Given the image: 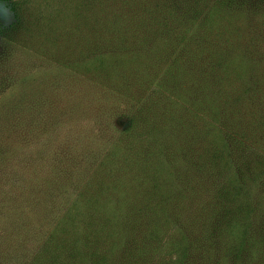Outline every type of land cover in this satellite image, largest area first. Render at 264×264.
<instances>
[{"label":"rangeland","instance_id":"374dc122","mask_svg":"<svg viewBox=\"0 0 264 264\" xmlns=\"http://www.w3.org/2000/svg\"><path fill=\"white\" fill-rule=\"evenodd\" d=\"M207 51L217 55L207 68L227 71L226 91L255 94L254 83L264 84V0H0V264H48L41 254L77 200L111 187L105 167L118 172L126 143L174 105L173 118L184 119L173 75ZM240 114L245 133L230 145L207 126L214 140L195 163L213 173L205 193L222 198L213 223L221 225L202 230L217 248L201 264H264V130L243 128L264 125V105ZM194 202L167 213L171 230ZM159 243L148 264L174 257Z\"/></svg>","mask_w":264,"mask_h":264},{"label":"trees","instance_id":"16d2710c","mask_svg":"<svg viewBox=\"0 0 264 264\" xmlns=\"http://www.w3.org/2000/svg\"><path fill=\"white\" fill-rule=\"evenodd\" d=\"M216 56L208 51L205 56L194 53L179 66L181 70L175 71L178 77L171 74L175 92L182 94L180 100H187L186 106L181 107L184 119L173 118L177 114L174 105L168 108L174 115L164 117L149 134H140L132 143H126L118 172L111 170L110 164L105 167L111 187L98 186L88 196L77 200L67 217L74 220L67 227L64 223L68 220L62 223L60 234L49 250L41 254V259L44 255L48 264H148L150 258H156L151 257L152 250L164 240L163 246L174 257L168 255L167 260L161 259L157 264H201L207 250L212 253L217 248L210 245L213 233L203 234L202 230L208 224L210 230L221 225L213 223L217 216L215 211L221 206L217 202L222 198L212 192L205 193L213 173L203 171L204 166L195 163L205 150V142L209 144L214 140L209 137L207 126L214 129L211 135L218 136L221 143L231 138L230 145L244 132L240 106L247 110L263 106L264 84L254 83L255 94L246 88L240 89V96L233 97L222 82L227 71L223 70L218 76L216 71L207 68ZM240 57L246 60L244 55ZM241 73L240 77L244 78L246 69L242 68ZM165 125L166 132L158 131ZM243 128L261 132L264 125L249 124ZM206 137L208 141L204 140ZM200 145L202 149L197 147ZM215 146L218 148L217 144ZM229 154L230 151L225 150L223 156L228 158ZM212 161L213 165L220 164L221 158L216 155ZM121 175L123 178L119 179ZM240 193L243 194L241 190ZM193 197L200 204L193 203L195 209L191 218L184 216L179 226L171 230L167 213L170 210V215L185 213L183 207L191 206ZM229 227L226 221L221 228ZM250 246L248 255L252 252Z\"/></svg>","mask_w":264,"mask_h":264}]
</instances>
